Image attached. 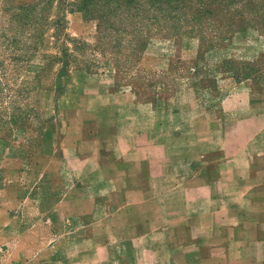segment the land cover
<instances>
[{
	"label": "rangeland",
	"instance_id": "374dc122",
	"mask_svg": "<svg viewBox=\"0 0 264 264\" xmlns=\"http://www.w3.org/2000/svg\"><path fill=\"white\" fill-rule=\"evenodd\" d=\"M86 1L0 0L4 103L22 114L0 140V264L16 263L3 258L7 213L55 158L74 157L67 139L97 126L102 95L145 142L156 123L194 153L198 115L224 131L250 112L264 136V0Z\"/></svg>",
	"mask_w": 264,
	"mask_h": 264
},
{
	"label": "crops",
	"instance_id": "0c3cea01",
	"mask_svg": "<svg viewBox=\"0 0 264 264\" xmlns=\"http://www.w3.org/2000/svg\"><path fill=\"white\" fill-rule=\"evenodd\" d=\"M100 99L91 111L97 126L64 138L74 157L55 158V172L32 178L7 213L3 258L264 264V136L251 125L255 114L224 131L205 121L207 134L198 115L189 153L167 141V126L154 123L151 142L139 128L125 133L119 97Z\"/></svg>",
	"mask_w": 264,
	"mask_h": 264
},
{
	"label": "trees",
	"instance_id": "16d2710c",
	"mask_svg": "<svg viewBox=\"0 0 264 264\" xmlns=\"http://www.w3.org/2000/svg\"><path fill=\"white\" fill-rule=\"evenodd\" d=\"M84 2H85V4H87L86 0H84ZM110 2H112V1H110ZM107 3H109V0H107ZM100 20L101 21H100L99 27L101 28L102 17ZM2 64H3V62H0V66H2ZM0 72H1L0 80L1 79L6 80V77L8 75L6 70L1 69ZM2 84H3L2 81H0V140L5 139L10 134V132L14 128V125H18L19 118L22 117V114L20 113V111H18L17 115H14V116L8 115L6 107H5V103H4L7 95L4 92V88H3ZM5 89H9V87H5ZM11 125H12V129L10 127Z\"/></svg>",
	"mask_w": 264,
	"mask_h": 264
}]
</instances>
